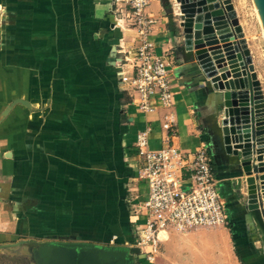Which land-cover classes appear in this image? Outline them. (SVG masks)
Here are the masks:
<instances>
[{
	"label": "crops",
	"instance_id": "obj_1",
	"mask_svg": "<svg viewBox=\"0 0 264 264\" xmlns=\"http://www.w3.org/2000/svg\"><path fill=\"white\" fill-rule=\"evenodd\" d=\"M111 9V0H0V245L72 236L135 247L133 221L145 219L134 215V207L148 191L139 177V131L151 127L150 147L161 148L162 122L172 112L178 146L195 150L209 143L213 105L197 63L177 54L180 20L172 18L173 28L162 0H152L151 39L167 59L174 104L143 112L117 67L124 56L118 44L134 47L136 31L121 28ZM178 12L173 7V16ZM16 99L31 106L15 103L3 115ZM46 102L53 111L39 123L37 106ZM82 108L87 115L105 108L111 128H87L90 118L77 119ZM213 165L228 225L163 231L157 248L136 246L135 264H260L234 185L239 167L222 156Z\"/></svg>",
	"mask_w": 264,
	"mask_h": 264
},
{
	"label": "water",
	"instance_id": "obj_2",
	"mask_svg": "<svg viewBox=\"0 0 264 264\" xmlns=\"http://www.w3.org/2000/svg\"><path fill=\"white\" fill-rule=\"evenodd\" d=\"M175 1L183 33L177 54L197 63L213 105L207 126L213 161L222 156L239 167L234 185L244 194L245 218L264 253V90L251 50L233 0ZM162 2L175 28L170 0ZM255 2L264 23V0ZM15 103L31 106L16 99L3 115ZM11 244L25 245L37 264H135L140 253L138 247L100 245L72 236Z\"/></svg>",
	"mask_w": 264,
	"mask_h": 264
},
{
	"label": "built area",
	"instance_id": "obj_3",
	"mask_svg": "<svg viewBox=\"0 0 264 264\" xmlns=\"http://www.w3.org/2000/svg\"><path fill=\"white\" fill-rule=\"evenodd\" d=\"M151 2L111 0L116 23L136 31L137 44L132 49L120 44L118 52L124 56L117 60V67L120 82L132 92L134 102L143 112L155 110L161 104H174L167 59L156 52L151 39L156 24L149 11ZM162 128L165 143L159 149L150 147L151 127L139 131L136 140L141 161L139 177L148 187L146 198L134 207V215L145 219L144 223L133 221L135 245L139 247L157 248L160 233L170 229L188 231L229 222L227 201L219 190L209 146L202 143L195 150L178 146L174 141L177 121L172 112L165 116Z\"/></svg>",
	"mask_w": 264,
	"mask_h": 264
},
{
	"label": "rangeland",
	"instance_id": "obj_4",
	"mask_svg": "<svg viewBox=\"0 0 264 264\" xmlns=\"http://www.w3.org/2000/svg\"><path fill=\"white\" fill-rule=\"evenodd\" d=\"M174 3H175L174 0L170 1V5L173 6L175 9L179 10V12L178 14H174L173 17L178 18L180 20L181 14H180L179 6H178L179 4L176 2L177 6H174ZM233 3L235 5L239 23L243 29L245 38L247 39V43L251 50V55L253 57V62H254L255 68L257 70L259 79L261 81V84L264 90V28L258 16L255 2L254 0H233ZM111 12H112V9H111ZM114 18H115V15H114ZM115 21H116V18H115ZM122 23L124 24V22ZM176 24H177V21H176ZM121 43L123 42H120L117 48L120 47ZM127 47L132 49V47L128 45ZM120 55L123 56V54H120ZM52 108H53L52 102H48V103L46 102V103H43L42 105L37 106L36 112H37V116H39V121H40L39 123L45 122L48 119L50 113H52L53 111ZM88 112L89 110L86 108H82L80 112L79 111L76 112V113H79L77 114L78 115L77 119L79 120H84L81 115H83V117L90 118L92 127L88 126L87 128L89 129L97 128L99 130L111 128L113 124L111 122L112 118L108 115V112L106 111L105 108L103 111H100V113L93 114L92 112L87 115L86 113ZM62 114L65 115V113H62ZM55 119H58V118H55ZM106 123H109L110 125H107ZM39 125H42V124H39ZM57 125H59L60 127V123ZM73 161L76 162V160H73ZM240 192L241 191H238L237 194L241 196V198L243 199L244 194L241 192L243 194L242 195ZM247 234H248V240L251 243V245L249 246L252 247L254 251H256V254L254 255L255 256L258 255L256 258L257 261L258 262L260 261V264L261 263L264 264L263 249L261 248L259 244H257L258 239L256 237V233L251 232L250 234L249 233ZM22 240H30V241H36V242L45 241L43 239L36 240L34 238H25ZM11 243H14V242H11ZM11 243H10L11 246H4V245L0 246V264H37L33 254L25 245L13 246V244Z\"/></svg>",
	"mask_w": 264,
	"mask_h": 264
},
{
	"label": "bare ground",
	"instance_id": "obj_5",
	"mask_svg": "<svg viewBox=\"0 0 264 264\" xmlns=\"http://www.w3.org/2000/svg\"><path fill=\"white\" fill-rule=\"evenodd\" d=\"M254 2H255V0H254ZM178 4H179V3H178ZM255 5H256L257 12H258V16H259V18H260V20H261V23H262V26H263V28H264V23H263V20H262L261 15H260V13H259V9H258V7H257L256 2H255ZM135 247H136V246H135Z\"/></svg>",
	"mask_w": 264,
	"mask_h": 264
},
{
	"label": "trees",
	"instance_id": "obj_6",
	"mask_svg": "<svg viewBox=\"0 0 264 264\" xmlns=\"http://www.w3.org/2000/svg\"><path fill=\"white\" fill-rule=\"evenodd\" d=\"M213 168H214V165H213ZM229 226H231V228H232V230H233V234H234L235 232H234V229H233V225L230 224ZM237 246H238V245H237Z\"/></svg>",
	"mask_w": 264,
	"mask_h": 264
}]
</instances>
